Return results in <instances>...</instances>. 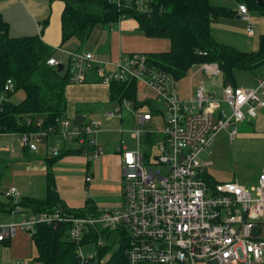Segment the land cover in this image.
Instances as JSON below:
<instances>
[{
	"label": "built area",
	"instance_id": "1",
	"mask_svg": "<svg viewBox=\"0 0 264 264\" xmlns=\"http://www.w3.org/2000/svg\"><path fill=\"white\" fill-rule=\"evenodd\" d=\"M111 1L121 5L122 0ZM131 4L132 0H128L127 5ZM134 5L139 11L149 10L145 0H134ZM237 11L247 22L246 34L252 36L247 6L238 4ZM55 49L62 56L53 55L47 63L55 67L61 63L63 69H68L69 84L96 80L109 88L113 82L134 81L136 87L140 83L149 89L163 104V110L153 108L137 117L138 126L130 132L136 149L129 150L122 138L115 145L122 163L119 210L97 208L95 214L88 216H75L61 208L31 212L20 221L0 223V241L12 238L18 229L32 235L37 224L70 223L68 238L77 244L90 227L125 232L127 264H261L264 238L256 235V222L264 215V165L250 186L237 181L210 184L206 179L207 163L200 161L199 153L210 147L221 131L232 142L239 123L258 115L264 107V73L254 88L223 83L222 97L217 98L198 84L185 98L175 89L176 80L154 65L146 53L120 52L117 57L102 59L73 46ZM64 55L66 62L62 60ZM198 66L206 76H220L215 62ZM12 89L13 81L8 78L0 101ZM139 102L151 104L147 97ZM121 104L133 111L132 101L123 97L106 116L120 119ZM56 121V127L19 134L22 147L37 151L39 144H44L47 154L55 156L67 141H74L83 147L88 161L104 153L100 145L104 129L98 120L66 116ZM152 121L160 124L159 130L150 128ZM123 132L122 128L117 129L119 135ZM50 134L59 136L63 143L51 147L49 152ZM150 140L153 144H149ZM85 180L89 182L90 177ZM3 194L13 201L12 214L23 212L15 187L5 189ZM119 238L118 244L124 239L122 235ZM90 243L95 244L94 253L84 255L80 245L76 249L81 264H97L96 248L104 244V239L98 237Z\"/></svg>",
	"mask_w": 264,
	"mask_h": 264
},
{
	"label": "trees",
	"instance_id": "2",
	"mask_svg": "<svg viewBox=\"0 0 264 264\" xmlns=\"http://www.w3.org/2000/svg\"><path fill=\"white\" fill-rule=\"evenodd\" d=\"M55 1L61 3L62 9L59 15L61 47H68L65 43L71 40L78 45L83 44L96 25L113 26L122 19L132 18L144 36L167 39V49L146 54L154 65L170 74L174 80L185 78L194 66L215 62L223 83L236 85L234 69L254 70L264 64V35L260 36L255 51L238 50L213 37L211 23L220 17L233 16L235 11L212 0H145L149 5L147 12L137 10L134 0L130 6L127 5L128 0H122L121 5L111 0H49V3ZM233 1L264 14V0ZM48 23L49 17L40 21L39 34L13 37L9 33L8 22L0 14V95L6 80L10 78L13 81V89L7 91L0 101V133L19 135L46 130L50 126L56 127L57 118L66 115L69 72L68 69L58 71L57 67L47 63L49 57L56 55V49L41 37ZM17 90H23L24 97L14 102L11 96ZM108 92L110 102H118L126 97L135 106L143 104L138 101L134 81L113 82ZM74 117L85 119L82 115ZM149 144H153V140ZM82 151L83 147L61 148L57 155L46 157L45 196L21 197L18 204L33 213L61 208L75 216L95 214L97 207L91 203L76 212L66 210L49 170L61 156ZM206 179L210 184L218 182L209 174ZM8 206L11 211L12 199ZM4 208L5 205L0 203V209ZM69 227L70 223H58L55 226L37 224L31 235L36 252L33 261L38 264H81L76 254L78 246L103 237L104 244L96 248L97 264H127L124 254L125 232L90 227L89 232L83 235V240L77 244L68 238ZM118 233L124 238L119 244L121 235ZM116 245L118 247L114 249Z\"/></svg>",
	"mask_w": 264,
	"mask_h": 264
},
{
	"label": "rangeland",
	"instance_id": "3",
	"mask_svg": "<svg viewBox=\"0 0 264 264\" xmlns=\"http://www.w3.org/2000/svg\"><path fill=\"white\" fill-rule=\"evenodd\" d=\"M212 1L216 4L228 6L235 11L233 16L220 17L212 23L210 30L213 37L217 41L238 50H257L260 36L264 35V14L258 9H248V15L252 21L254 34L252 36H247V22L241 17H238L236 13L238 3L233 0ZM37 5L41 11L45 12V15H43L44 17L49 16V23L44 27L43 32L45 36L49 35V39L54 43V48H56L60 46L61 43L59 31V15L62 10L61 3L59 6L57 3L50 4L49 0H37ZM44 17H38V19L42 20ZM19 18L22 22L30 21L24 13L20 14L19 12ZM123 20L131 19L126 18ZM33 23L34 31L28 27H24L23 31L18 33L10 31V34L13 36H18L20 34L24 36L38 34L37 23L34 20ZM133 23L132 21V24ZM109 29L110 31L102 24L96 25L83 44L78 45L74 40H71L66 42L65 46L79 47L85 51L96 54L102 59H108L110 55L100 53L99 46L109 37L108 32H110L111 38L115 35L113 34L114 29L112 27H109ZM121 33H123L121 38L126 42L123 47L125 50L121 51L123 54L130 53V51L150 53L168 48V41L165 38L146 37L141 32L137 31L131 33L121 31ZM57 37H59L58 41ZM55 54L62 56L57 52ZM62 60L64 62L67 61L65 55ZM198 67L199 66H194L192 71L195 72L199 70ZM262 73H264V64L254 70L238 68L233 70L235 84L246 88L256 87L257 78L261 76ZM90 79L91 78H89V80ZM201 82L206 91L214 94L217 98L222 97L223 81L221 76H202ZM90 84L101 85L99 83L92 84V82ZM76 88L77 86H74V84L69 86V98ZM148 92H150L149 89L138 83V96L144 97L146 95L145 97L149 98L151 104L135 106L132 102L130 109L133 111L126 109L125 105L121 104L122 111L120 119L117 117H107L105 114L107 111L113 110L116 102L106 100V102L104 101L102 103L94 102L87 104L89 109L86 115L91 119L98 120L102 129H104V132L100 135V145L104 148V153L100 155L97 160L93 161L95 169L90 184L85 182V165L87 158L84 154L72 152L63 155L57 160L54 166L50 167L49 170L53 176L57 194L65 204L66 210L69 209L71 212H76L90 203L101 209L119 210L121 208L122 163L121 154L114 150V144L122 138L129 150L136 149V140L131 137L130 132L133 128L138 126L137 117L144 112H152L153 108L160 111L163 110V104L157 100L153 94L147 95ZM103 93L105 94L104 88ZM23 97L24 91L17 90L12 94L11 100L19 102ZM140 97H138V101L141 100ZM63 117L66 116L62 115L61 118ZM248 120L247 117L245 121L238 126V134L232 142H229L225 138V131H221L210 147L199 153L200 161L203 164L207 163V171L215 181H237L246 186H250L253 182H256L260 172V165L264 162V137H262L264 135L262 132L264 133V131L260 130L258 127H254ZM119 128L124 130L122 135L117 133V129ZM150 128L157 131L160 129V124L153 122ZM142 130H146V128L142 127ZM107 139L114 140L112 151L109 144H105ZM62 143L63 141L59 136L50 134L47 139L49 152L51 147L53 148L55 145L60 146ZM64 147L78 148L74 141H67ZM22 148L18 134H8L7 137H5V141L0 142V159L3 161V169L5 171L7 169L8 171V186L6 187L9 188L13 185L20 194L19 199L25 196L42 198L45 196V185L47 180L45 158L46 156H50L46 153L44 144H39L37 151H30L27 149L28 152H26L23 151ZM140 150L141 152L144 150L142 143H140ZM6 164L7 167L4 166ZM0 165H2L1 161ZM151 166L156 167V165ZM159 167L163 169L162 166ZM261 226L263 228L262 236H264V222L261 223ZM117 247L118 245H116L114 249H117ZM80 248L84 255H87L88 253H94L95 244L85 243L81 245ZM35 254L36 252L34 250L33 257ZM33 257H31L29 261H26L25 264H38L33 261ZM261 264H264V261H262Z\"/></svg>",
	"mask_w": 264,
	"mask_h": 264
},
{
	"label": "crops",
	"instance_id": "4",
	"mask_svg": "<svg viewBox=\"0 0 264 264\" xmlns=\"http://www.w3.org/2000/svg\"><path fill=\"white\" fill-rule=\"evenodd\" d=\"M54 3H57V2H54ZM57 4L59 5V3ZM19 12L20 14L24 13L25 16L28 18V20L30 19V21H26V22L20 21ZM44 13H45L44 11H41L39 9V6L37 5V0L36 1L35 0H0V14L4 18V20H6L9 24V33L10 31H14L15 33L21 32L24 30V27H28L29 29H32L34 31L33 20L37 23V29H38V24H40V21H41L40 19H38V17H44L43 16L45 15ZM236 13L238 14V17H240L237 10H236ZM44 18H47V17H44ZM44 18H42V20ZM130 19L134 22L133 23L134 25L132 24L131 20L124 21L123 19L113 26L104 25V27H107V30L109 31H110L109 27H112L114 29L113 34L115 35L111 38L110 32H108L109 37L107 38L105 42H103L99 46L100 51L99 50L98 51L100 53L109 54L111 58H114V57H117L121 51L125 50L123 47L125 46L126 42L121 38V35L123 34L121 33V31L122 32L127 31L129 33L134 32V31L140 32L138 30L137 22L132 18ZM212 23H211V26H212ZM30 26H33V27H30ZM116 34H117V37H116ZM32 35H35V34H32ZM18 36H24V35L20 34ZM48 36L49 35L45 36L44 32L41 34V37L43 38V40L49 45L54 47V43L51 42ZM13 37H16V36H13ZM58 39L59 37H57V41ZM130 52H139V51H130ZM192 69L185 78L176 80L175 82V89L177 90L180 96L185 97V98L192 94L193 90L198 84H202L201 77L206 76L202 71L197 70L193 72ZM90 83L91 82L74 85V86H77V88L71 93L70 98L68 96V89L71 84H68L66 88L67 109H66L65 116L74 117L75 115H82V116H85V118H89V116L86 115V112L89 109L87 104H91L94 102L102 103L104 101L106 102V100H109L108 99L109 98L108 87H106L105 85L97 81L92 82V84L99 83L102 86L101 85H91ZM103 88L105 89V94L103 93ZM151 94H152L151 92H148L147 95H151ZM144 97L141 96L140 99L142 100L144 99ZM244 121H242L241 123H243ZM248 122H250V124H252L254 127H258L260 130L264 131V107L260 108L258 110V115L254 119H249ZM241 123H239V125ZM8 134H12V133H0V142L5 141V137H7ZM262 134L264 133L262 132ZM259 136H262V135H259ZM262 137H264V135ZM113 143H114L113 139L112 140L107 139L105 141V144H109L111 151L113 149ZM22 150L28 152L27 148L23 147ZM47 152L48 150L46 149V153ZM77 154L85 155L83 151L82 153H77ZM98 158L94 160H97ZM94 160L88 161L87 159V162L85 165V172H86L85 177L86 176L90 177L89 182H86L85 180L87 184L88 183L90 184V182L93 179V174H94V169H95V164L93 163ZM0 161L2 162V165H0V203L5 205L4 209H0V223H5L10 220L20 221L24 219L25 217H27L31 212L26 210L27 208L24 206H21L22 211H23L21 213L12 214L11 211L9 210L10 208L8 207L10 205L8 206V203L10 202V199L5 197L3 194L5 189L7 188L6 186H8V171L7 169L6 171L3 169V161L1 159ZM263 165H264V162H262L260 165V171ZM4 166L7 167V164ZM46 169H47V165H46ZM262 222H264V215L259 219V221L256 222V235L260 237L262 236V232H263V228L261 226ZM34 250L35 248L32 242L31 235L28 234L24 230L18 229L16 231V234L12 238L5 239L4 241H0V264H25L26 261H29V259L33 257Z\"/></svg>",
	"mask_w": 264,
	"mask_h": 264
},
{
	"label": "water",
	"instance_id": "5",
	"mask_svg": "<svg viewBox=\"0 0 264 264\" xmlns=\"http://www.w3.org/2000/svg\"><path fill=\"white\" fill-rule=\"evenodd\" d=\"M56 67L58 71H61L63 69V65L61 63L58 64Z\"/></svg>",
	"mask_w": 264,
	"mask_h": 264
}]
</instances>
